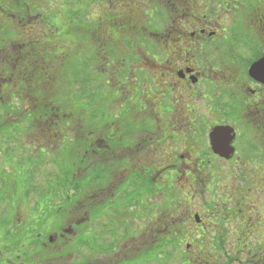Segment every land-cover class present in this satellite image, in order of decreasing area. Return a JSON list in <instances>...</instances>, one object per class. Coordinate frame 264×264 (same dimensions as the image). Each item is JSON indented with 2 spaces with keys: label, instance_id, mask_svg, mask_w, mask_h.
Here are the masks:
<instances>
[{
  "label": "flooded vegetation",
  "instance_id": "flooded-vegetation-1",
  "mask_svg": "<svg viewBox=\"0 0 264 264\" xmlns=\"http://www.w3.org/2000/svg\"><path fill=\"white\" fill-rule=\"evenodd\" d=\"M41 3L31 16L26 2L0 0V73L51 79L82 61L116 96L106 118L93 102L90 118L60 115L69 108L60 104L57 133L0 140L4 152L28 142L48 151L55 137L57 158L40 190L54 209L4 222L27 239L14 249L1 238L0 264H47L67 251L71 261L56 264L136 262L144 238L153 262L177 252L216 264L230 238L237 264H264V0ZM18 89L19 108L51 106ZM115 220L129 225L111 231ZM211 238L219 245L209 251Z\"/></svg>",
  "mask_w": 264,
  "mask_h": 264
},
{
  "label": "rangeland",
  "instance_id": "rangeland-1",
  "mask_svg": "<svg viewBox=\"0 0 264 264\" xmlns=\"http://www.w3.org/2000/svg\"><path fill=\"white\" fill-rule=\"evenodd\" d=\"M18 1L19 2L21 1L20 4L23 5L25 2L28 4L27 6H29L30 8L31 16H34L36 11L40 12L39 5L41 0H18ZM31 1H34V3H32ZM32 21L35 22L38 20L33 19ZM77 62L79 63L75 64L74 66L76 73H59L58 75L54 74V76L57 78L56 81L58 83L63 84L61 86V90H62L61 95L60 93L56 94L57 99L66 100L64 103L71 104V108H72V109L61 108L59 110V114L61 115V114L74 113L75 115H79L78 116L79 118H84V117L90 118L89 114L93 111L91 112L89 111V107H88L89 104L86 102L88 101L93 102L95 103L96 106L98 105L99 107H103L105 109L106 107L109 106L111 102L109 96H111L113 93H111L107 89L101 88L100 84L103 83L102 78L93 77L91 73H88V70H84L82 68V61H77ZM90 84L92 85L94 93H90V88H91ZM81 87L82 88L84 87L86 90L89 91L86 94H84ZM5 90H11V89H5ZM7 94L6 95L1 94L2 96L6 97L5 102L9 101V99L11 98V96ZM113 95L116 96L115 93ZM37 98H38L37 94L35 93L32 100H36ZM32 100H28V101H32ZM14 102L15 100L13 99L12 101L7 103V106H11V104H13ZM75 103L78 108H82L84 111L81 112L80 110L82 109L78 110L77 108H73L72 104L75 105ZM98 106L96 109H98ZM16 107L19 108V106L17 105ZM48 108L49 107L46 108V111L49 110ZM29 109L30 108H27L26 110ZM42 110L43 109L41 108H34L32 110H29L33 113L31 116L28 117L29 122L26 125L28 133L32 135L30 140H36L35 137H33L35 134H47V136L48 135L50 136V134L57 133L58 126L56 127L51 125V120L45 119L47 112L46 111L43 112ZM85 111H89L88 116L86 115L87 113ZM50 113L51 112H49V114ZM117 113L118 110H115L113 112H110L109 116H114ZM7 116L10 117L9 119H7V121L12 122L11 120L13 119V112H11L10 110L2 111L0 109V120L7 118ZM51 116L52 115H50V117ZM56 119L58 120L59 118ZM3 134L4 135H0V138L1 137L6 138L9 132L5 131L3 132ZM48 139L52 140L49 142V145L53 146L48 151H46L45 148H37V146L35 145H30L32 143L28 142L29 141L28 138H25V141L28 142L29 144V145H25L27 150L22 151V147H20L18 143L15 144L11 143L9 145H6L4 149H7V146H9L10 149L8 152H4L2 150V147H0V184H1V180L6 182V184L4 185L6 187L0 192V196L7 197L10 195V197L12 198L11 200L12 203L10 202L11 204L8 202V199L0 200V221L7 223L6 221H9L10 219L11 222L7 224H10L11 226L20 225V223L23 222L24 219L33 220L34 217L32 216V212H34V208L35 205H37V203L39 205H37L38 207L36 208L37 209L36 213H40V211L43 212V209L46 208V206L42 203V201H40L41 203H39L38 199L40 198L39 195H37L38 194L37 192H39L40 194L41 185L43 184L44 181L43 179L45 176L44 173H50L54 169V166L56 165V161H57V158L55 156L56 153H52V152H56L55 150L56 147L53 141L55 137ZM34 143L38 145V142H34ZM47 148H49V146H47ZM23 152H26L27 158H25L26 156L25 157L22 156ZM24 160L27 161L26 163L33 165L34 166L33 170L34 171L36 170L38 172L37 174H34L35 176L34 180H32L33 178L32 176H30L28 172L23 171ZM12 184L14 185V189ZM27 190H38V191L35 194L34 193L31 194L29 198H25V193ZM54 194L55 192H52L50 197H54ZM44 196L46 197L42 198V200H44V202L47 203L46 199L49 198V194H44ZM22 198H24L25 200H22ZM4 219H6V221H4ZM112 222H113L112 227L110 228L111 231L116 229V227L120 229L121 228V226H119L120 223L123 225V227L129 225L126 221L115 220ZM130 226H134V225L131 224ZM2 228H4V225L0 223V239L3 237ZM18 235H21L23 237L22 234H18ZM222 240H223L222 247L224 248L225 254L227 255L226 256L227 262L225 261V257H224L223 261H221L222 263L220 264H237L234 258L238 256L236 255L235 252H233L232 239L224 238ZM14 242H15L14 240L11 241L10 245H13ZM150 242L151 239L149 238L145 239V244L141 248L144 250L145 247L150 244ZM205 242L207 243V249L210 248L209 251L214 250L213 247L211 246H214L216 239L213 238L205 239ZM25 243L26 242H24L23 245ZM129 245L131 244L129 243ZM216 245H219V243L216 242ZM176 246H178L177 241H175L173 248H176ZM173 248L171 247L170 249ZM184 249L185 246L184 244H182L181 250ZM175 250L178 251V248H176ZM203 251L205 250L203 249ZM69 252L70 251H67L64 255H62L61 259L59 257H57L56 259L55 257H49V263L47 264H56L61 261H64L65 263L70 262L71 259L69 257L70 254ZM171 255H172L171 258L169 257L167 259L161 260L162 264H180L182 262L183 259L181 258V255L179 253L174 252L171 253ZM32 256H34V254ZM240 256H242V254H240ZM35 257H38V254ZM207 259L211 260L210 256ZM32 260H33L32 262L38 261V259H33V258ZM152 261H153L152 252H150L149 255L144 253L143 256L136 262L123 261L121 264H154ZM189 264H195V263L189 262Z\"/></svg>",
  "mask_w": 264,
  "mask_h": 264
},
{
  "label": "trees",
  "instance_id": "trees-1",
  "mask_svg": "<svg viewBox=\"0 0 264 264\" xmlns=\"http://www.w3.org/2000/svg\"><path fill=\"white\" fill-rule=\"evenodd\" d=\"M5 1H8V0H5ZM41 1H43V0H41ZM10 2H14V5H18L21 1L19 2L18 0H10ZM31 2L34 3V1H31ZM53 2H55V1H53ZM41 4L42 3L40 2L39 8L42 6ZM49 6H51V5H49ZM39 13L40 12L36 11L34 15H38ZM37 20L39 21L40 18L38 17ZM82 66H83L82 68H84V64ZM17 75L19 76L20 74L19 73H0V96L6 95L7 93H8L7 95L13 96L11 98L9 97L10 98L9 101H6V102H5V98L6 97L2 96L4 98V102L6 104L8 102L12 101L13 99L15 100V102L11 106H7V105H5V104L0 102V109L2 111L3 110H5V111L10 110L11 112H13V119L11 120L12 122H8L7 121V119L10 118L9 116H7V118H5L3 120H0V135H4L3 132H5V131L9 132V134L10 133L11 134L20 133V134H24V135H31L30 133H28L26 125L29 122V120H28L29 118L28 117L33 114L29 110H32L34 108L26 110V109H23V108H17L16 107V105H17V103L19 101V100H17V95L16 94L20 92V90L18 88L24 87V86L27 87V93L26 94L29 95L31 98H33L35 93H36L37 97H38L36 100L46 99L47 102L51 103V106H48L49 110L46 111V108L45 109L43 108L42 111L43 112H45V111L47 112L45 119L51 120V125L56 126L57 125L56 118L58 116V110L55 109L56 108L55 106H59L60 104L65 105L64 102L66 101V100L57 99V97H56L57 93H60V95H61V91H62L61 90V86L63 84L62 83H58L56 81L57 78L55 76H53V75H52L51 79H46V77L43 76V73H29L27 75L19 76L20 79L17 78ZM56 75H58V74H56ZM97 77H98V75H97ZM100 86H101V88L105 89L103 87V83H101ZM14 87L16 88V91L14 89H12ZM39 87H40V89H39ZM90 87H91V84H90ZM98 88H100V87H98ZM5 89H11V90H5ZM12 90H14V91H12ZM82 90H83L84 94H86L89 91V90H86L84 87L82 88ZM90 91H91V88H90ZM14 92L16 94H14ZM15 95H16V97H15ZM86 103L89 104V101L86 102ZM66 105L69 107L68 109H71L70 108L71 104H66ZM80 109H82V108H78V110H80ZM80 111L83 112L84 110L82 109ZM49 112H51V113L49 114ZM85 112L87 113L86 115L88 116L89 111H85ZM50 115H52V116L50 117ZM11 116H12V114H11ZM74 116L78 117L79 115H74ZM89 116H90V114H89ZM95 117L96 118H98V117L99 118H106L107 117L105 115V110H104L103 107H99L98 106V109H96V111H95ZM2 139H6V138L5 137H1L0 140H2ZM37 191L38 190H27L26 193H25V198H29V196H31V194H33V193L35 194ZM37 193H38L37 195H39V198L41 199V200L38 199L39 203H41L40 201H42V203L45 205V202H44V200H42V198L46 197V196L43 195L46 192L43 193V194H39V192H37ZM37 205H39V204L37 203ZM37 205H35L34 212H32V216H34L36 218H39L44 212L48 211L49 208H51V209L54 208V207L45 205L46 208L43 209V212L40 211V213H36V210H37L36 208L38 207ZM4 221H6V219H4ZM0 223L4 224L3 221H0ZM16 229L17 228L12 229L11 227H7V226L2 228V233H3V237L2 238L7 240V242H9V243H11V241L14 240L15 241L13 243L14 249H17L20 246H22L23 243L27 239L25 236L24 237L18 236V232H17L18 230L16 231ZM144 239H147V238H144ZM162 244H164V243H161V245ZM149 246H150V244H149ZM176 247H178V246H176ZM145 249L142 252V256H143L144 253L149 255V253L152 252V249H150V250L149 249L145 250ZM216 255H218V257H219V258L216 259L217 260L216 264L222 263L221 261H223L224 258H220L221 254H214L213 256L217 257ZM152 256H153V254H152ZM226 256H225V261L227 262ZM161 260L162 259H159L157 262H153V261L152 262L154 264H162ZM191 262L195 263V264H204L206 261L205 260H200V261L194 260V261H191ZM180 264H189V262L184 259V260H182V262ZM205 264H210V263L208 262V263H205Z\"/></svg>",
  "mask_w": 264,
  "mask_h": 264
}]
</instances>
